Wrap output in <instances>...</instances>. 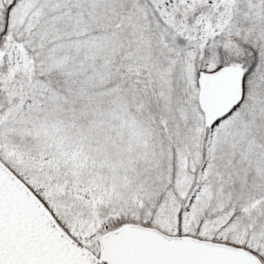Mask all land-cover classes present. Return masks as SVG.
Masks as SVG:
<instances>
[{"label":"snow or ice","instance_id":"snow-or-ice-1","mask_svg":"<svg viewBox=\"0 0 264 264\" xmlns=\"http://www.w3.org/2000/svg\"><path fill=\"white\" fill-rule=\"evenodd\" d=\"M0 264H264V0H0Z\"/></svg>","mask_w":264,"mask_h":264}]
</instances>
